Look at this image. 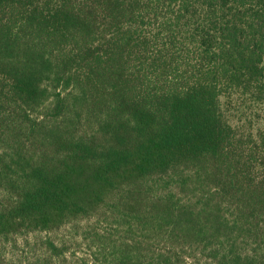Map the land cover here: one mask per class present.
Returning <instances> with one entry per match:
<instances>
[{
  "label": "trees",
  "instance_id": "trees-1",
  "mask_svg": "<svg viewBox=\"0 0 264 264\" xmlns=\"http://www.w3.org/2000/svg\"><path fill=\"white\" fill-rule=\"evenodd\" d=\"M90 218L101 264H264V0H0V241Z\"/></svg>",
  "mask_w": 264,
  "mask_h": 264
},
{
  "label": "rangeland",
  "instance_id": "rangeland-1",
  "mask_svg": "<svg viewBox=\"0 0 264 264\" xmlns=\"http://www.w3.org/2000/svg\"><path fill=\"white\" fill-rule=\"evenodd\" d=\"M94 220L95 218L81 219L74 225L66 224L48 233H30L25 237L17 236L14 240L0 241V264H31L38 256L46 255L45 244L42 243L46 236L56 244L64 243L68 247L65 258H59L53 264H101L92 254L94 248L90 249L87 245L91 242L93 228L99 229V223L97 226ZM85 230L88 237L86 239L82 235Z\"/></svg>",
  "mask_w": 264,
  "mask_h": 264
}]
</instances>
